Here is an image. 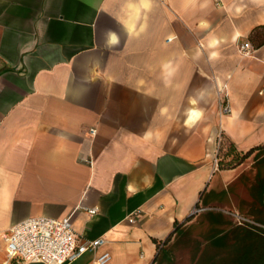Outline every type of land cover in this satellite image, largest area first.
Instances as JSON below:
<instances>
[{
    "label": "crops",
    "instance_id": "1",
    "mask_svg": "<svg viewBox=\"0 0 264 264\" xmlns=\"http://www.w3.org/2000/svg\"><path fill=\"white\" fill-rule=\"evenodd\" d=\"M222 132L240 150L264 143V0H0V264H44L8 260L4 234L69 214L106 239L69 264L104 251L155 264L176 224L244 172L214 165Z\"/></svg>",
    "mask_w": 264,
    "mask_h": 264
},
{
    "label": "rangeland",
    "instance_id": "2",
    "mask_svg": "<svg viewBox=\"0 0 264 264\" xmlns=\"http://www.w3.org/2000/svg\"><path fill=\"white\" fill-rule=\"evenodd\" d=\"M195 137L197 147L204 137L202 134ZM191 144L181 134V145ZM227 144L228 140L224 139L219 158H226ZM219 146L213 160L218 167ZM248 163L246 160L239 165L245 166L244 172L231 182L217 183L210 200L199 205V210L191 214L184 226L165 240L155 264H257L253 260L257 252L251 245L258 237L257 228L264 226L259 222L264 220V212L258 213L262 204L256 196L257 182L253 171L247 168ZM219 239L222 241L215 243ZM261 254L264 258V250Z\"/></svg>",
    "mask_w": 264,
    "mask_h": 264
},
{
    "label": "built area",
    "instance_id": "3",
    "mask_svg": "<svg viewBox=\"0 0 264 264\" xmlns=\"http://www.w3.org/2000/svg\"><path fill=\"white\" fill-rule=\"evenodd\" d=\"M240 49L248 55L253 52L254 46L245 41ZM221 92L224 94L220 98V113L228 114L231 112L229 99L225 91ZM198 210L195 207L192 213ZM97 211V208L88 209L92 215ZM130 221L134 222L135 217H131ZM4 239L8 260L44 264H69L86 250L97 249L106 243L103 237L95 240L81 237L73 226L72 214L60 218L41 215L20 221L5 232ZM110 259V251H104L95 258V263L106 264Z\"/></svg>",
    "mask_w": 264,
    "mask_h": 264
},
{
    "label": "trees",
    "instance_id": "4",
    "mask_svg": "<svg viewBox=\"0 0 264 264\" xmlns=\"http://www.w3.org/2000/svg\"><path fill=\"white\" fill-rule=\"evenodd\" d=\"M224 139L228 140L227 151L225 152L226 158L220 157L221 150L224 149ZM218 158H219V168L220 169H232L241 164H243L251 155L254 154V168L256 170V179L258 183L257 194L261 203L264 201V143L256 145L248 150H240L231 139L225 134L221 133L220 144H219ZM178 224V223H177ZM176 224L177 228L174 233H176L180 226ZM173 233V234H174ZM171 234V235H173ZM170 235V236H171ZM169 236V237H170ZM264 260L259 264H263Z\"/></svg>",
    "mask_w": 264,
    "mask_h": 264
},
{
    "label": "clouds",
    "instance_id": "5",
    "mask_svg": "<svg viewBox=\"0 0 264 264\" xmlns=\"http://www.w3.org/2000/svg\"><path fill=\"white\" fill-rule=\"evenodd\" d=\"M109 43H111V44H116V43H118V37H117L115 34H112V35L110 36ZM198 115H199L198 113L193 112V113L191 114L190 119H193V118L197 117Z\"/></svg>",
    "mask_w": 264,
    "mask_h": 264
},
{
    "label": "water",
    "instance_id": "6",
    "mask_svg": "<svg viewBox=\"0 0 264 264\" xmlns=\"http://www.w3.org/2000/svg\"><path fill=\"white\" fill-rule=\"evenodd\" d=\"M264 264V263H263Z\"/></svg>",
    "mask_w": 264,
    "mask_h": 264
}]
</instances>
